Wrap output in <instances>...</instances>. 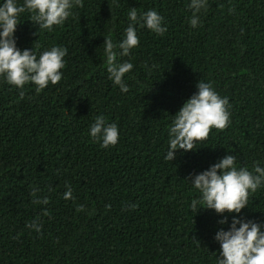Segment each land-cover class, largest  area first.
<instances>
[{
	"label": "trees",
	"instance_id": "obj_1",
	"mask_svg": "<svg viewBox=\"0 0 264 264\" xmlns=\"http://www.w3.org/2000/svg\"><path fill=\"white\" fill-rule=\"evenodd\" d=\"M189 3L81 0L51 30L20 14L21 50L67 55L62 79L40 91L0 77V264H215L219 216L190 212L200 194L185 179L225 154L237 168L264 166V0H207L195 28ZM132 7L157 11L167 31L138 26V46L118 57L133 64L122 93L103 42L120 41ZM198 81L228 99L229 123L166 161L173 115ZM100 115L119 129L114 146L88 134ZM241 214L264 221V186ZM33 221L39 231L26 226Z\"/></svg>",
	"mask_w": 264,
	"mask_h": 264
},
{
	"label": "clouds",
	"instance_id": "obj_2",
	"mask_svg": "<svg viewBox=\"0 0 264 264\" xmlns=\"http://www.w3.org/2000/svg\"><path fill=\"white\" fill-rule=\"evenodd\" d=\"M80 4L81 0H23L22 4L18 0H0V77L20 89L28 82L35 85L37 91L50 83L57 84L63 76L61 70L65 67L67 49L52 46L37 55L34 47L21 50L14 33L21 13L27 11L33 14L32 19L39 28L51 30L53 26L63 24L72 14L71 10ZM188 6L194 10L189 26L195 28L199 23L196 13L206 8L207 0H190ZM127 17L129 23L120 41L114 43L111 36H107L103 42L108 79L122 93L129 90L123 78L132 70L133 64L120 62L118 57L129 56L131 50L138 46V26L157 35L167 31L164 17L155 10L138 13L132 7ZM196 89L173 115L168 128L166 161H173L178 152L196 149L195 145L206 140L213 128L224 129L229 123L228 99L202 81H198ZM118 133L117 125L106 123L100 115L90 125L88 134L102 147H109L117 144ZM235 161L234 154H225L207 169L190 174L185 179L200 194L192 199L189 209L194 216L203 210H212L219 216V227L213 237L219 245L218 254L215 252V264H264V221L249 219L241 214L247 206L249 194L264 186V166L254 162L250 171L247 167L237 168ZM65 188L64 198H72L71 187L66 184ZM37 202L47 204L48 199ZM82 209L83 205L78 206V210ZM26 226L39 231L35 221Z\"/></svg>",
	"mask_w": 264,
	"mask_h": 264
}]
</instances>
